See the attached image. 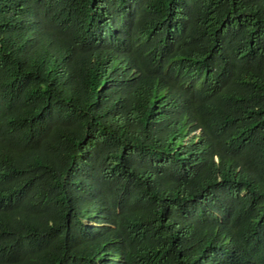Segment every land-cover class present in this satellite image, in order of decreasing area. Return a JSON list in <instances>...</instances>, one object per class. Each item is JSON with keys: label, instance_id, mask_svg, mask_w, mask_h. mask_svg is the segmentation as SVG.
Masks as SVG:
<instances>
[{"label": "trees", "instance_id": "16d2710c", "mask_svg": "<svg viewBox=\"0 0 264 264\" xmlns=\"http://www.w3.org/2000/svg\"><path fill=\"white\" fill-rule=\"evenodd\" d=\"M0 264H264V0H0Z\"/></svg>", "mask_w": 264, "mask_h": 264}, {"label": "rangeland", "instance_id": "374dc122", "mask_svg": "<svg viewBox=\"0 0 264 264\" xmlns=\"http://www.w3.org/2000/svg\"><path fill=\"white\" fill-rule=\"evenodd\" d=\"M90 224V223H89ZM90 225H93V224H90Z\"/></svg>", "mask_w": 264, "mask_h": 264}]
</instances>
